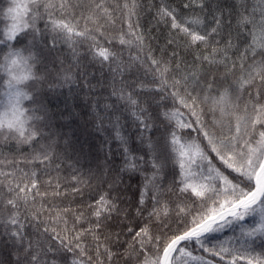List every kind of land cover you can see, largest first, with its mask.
<instances>
[{"label": "snow or ice", "instance_id": "snow-or-ice-1", "mask_svg": "<svg viewBox=\"0 0 264 264\" xmlns=\"http://www.w3.org/2000/svg\"><path fill=\"white\" fill-rule=\"evenodd\" d=\"M142 7L138 0L0 3V45L7 48L0 49V147L33 149L23 167L0 159L11 169L0 168V242L10 249L0 264H264V0H160L156 18L169 28L166 46L184 55H130L126 63L125 47H145ZM117 21L119 35H111ZM43 33L49 51L57 44L70 50L67 67L64 60L59 68L55 60L45 64L36 44ZM85 44V67L99 65L102 77L83 85L99 88L85 123L102 137L99 151H108L87 179L76 169L71 181L106 188L84 209L60 208L53 201L67 193L59 175L51 176L60 171L55 161L71 150L79 163L92 146L54 132V114L39 96L50 79L76 82ZM137 61L151 74L149 84L126 79ZM112 156L121 163L110 164ZM125 173L138 182L134 201L121 209L117 202L125 203L122 193L132 187H118ZM226 228L232 235H212Z\"/></svg>", "mask_w": 264, "mask_h": 264}, {"label": "trees", "instance_id": "trees-1", "mask_svg": "<svg viewBox=\"0 0 264 264\" xmlns=\"http://www.w3.org/2000/svg\"><path fill=\"white\" fill-rule=\"evenodd\" d=\"M139 3L143 5L140 10V19L138 21L140 25V30L142 31L145 37V47L143 51H140L138 48L133 47L128 49L125 47L123 49V57L126 63H131L129 61V56L140 55L142 58L152 55L153 58L167 60L169 58L168 53H171L173 50L179 52L182 56L184 55V50L182 48L177 49L175 45L172 47H167V40L169 39V28L165 27L163 23H157L156 18V8L160 6V0H138ZM0 3H3V0H0ZM150 5H154V7H150ZM4 7L7 5L4 4ZM40 27L43 28V23L40 24ZM126 31V27L124 28ZM120 32V22L117 21V26L115 30L109 29V33L111 35H119ZM47 33H43L42 36H38L36 40V44L39 48L43 49L45 56V64L50 68L51 61H56V67H60V60H64V66L67 67L69 62L72 61L71 52L67 48L66 45L57 44L52 51H49L51 48L50 44H47L44 37H47ZM23 43H28L31 41V37H21ZM15 43V41H13ZM20 45H17L19 47ZM117 50H120V46L117 43ZM0 49L7 51V48L3 45H0ZM78 51L83 57L81 67L79 72L76 69H73V72L76 76V82L74 83H59L55 79H50L45 82L42 90L40 91L39 99L40 101L47 107L51 114H54L53 119V131H59L68 134V138L73 140L74 142L79 141L80 143H87L92 146L91 153L87 156V158L80 157L79 163L76 162V154L72 153L69 150L68 156L62 160L55 161L56 164H60L59 173L52 171L51 176L55 178L57 175L61 178L62 187L60 188L61 193H67L64 196L57 198L53 203L58 205L60 208H72V209H84L88 204L94 202V199L98 198L100 194L105 191V188H96V181H92V187L89 188L85 185H77L71 181V176L76 174L75 170H79V174L82 175L84 179L88 178V171L92 169L93 171L96 168L97 163H103L105 160V155L107 154V148L104 151H99L100 141L102 139L92 128L91 124H86L85 122L89 119L90 109L87 105L91 103V100L95 98L96 94L99 93V88H97L94 92H90L88 88H84L83 85L86 82H90L91 84H97L98 80H101V71L99 65H94L91 67H85L88 64V56H87V45L85 44L83 47L79 48ZM67 57V59H65ZM150 61H145V64H149ZM43 71V68L41 69ZM104 71H107L105 69ZM84 73L87 77V81L84 77L80 76V73ZM53 76H55V72H53ZM126 79L131 82L135 81L139 83L143 81L145 84H149L152 76L151 74H145L144 66H141L140 62L132 64V67L129 71L125 73ZM51 85V87H50ZM39 89V85H37ZM83 89V90H81ZM110 91V89H109ZM100 95L107 96L108 93H100ZM158 99V97H157ZM131 122L129 121V124ZM134 131V129H132ZM65 137H61V143H63ZM43 143V141H41ZM136 143L134 142L130 144V147H136ZM21 150L17 151V146L13 143L10 145H5L0 147V153L3 155L0 156V159L7 157L8 160H12L15 158L20 162L21 167L24 166L23 161L25 157H30V153L33 151L32 147L27 145L19 146ZM111 149L113 152L118 151L116 144L111 145ZM87 150V149H86ZM121 156H112L110 158V164L119 165L121 163ZM53 165L52 167H54ZM34 167V166H33ZM0 168H3L4 171H10V168H6L3 165H0ZM29 169H25L28 171ZM124 178V183L120 184L118 187L120 189H124L126 185L131 184L132 187L128 188L126 193H122L123 199L125 203L120 204L119 207L121 209L129 208V204L127 201L135 199L134 192L135 186L137 184V179H133L131 181L128 180V175L122 174ZM42 180H47L48 175L42 174ZM53 183H55V179H53ZM73 187H80L81 193L74 194L72 193ZM52 191V189H48ZM116 192L112 193V196H115ZM88 213H86L87 215ZM134 215V209H133ZM123 213L114 214V217H118L116 219V223H120L119 217H122ZM69 227L72 224V216L69 214ZM252 217H246L245 222L250 223ZM131 222V217L129 220L124 221V223L129 224ZM45 225L41 224L40 228L43 229ZM49 227H55L57 231L63 228V224H53L49 223ZM85 227L88 225L85 224ZM119 228H113L112 231H119ZM2 231V229H0ZM29 232L34 231L33 228L28 229ZM63 234V233H61ZM213 236L218 237L219 239H224L225 235H232V231L228 228L224 229V231L220 233H213ZM4 241L7 240V237L2 238ZM124 239V237H121ZM127 239H131V237H127ZM259 243V241H257ZM9 248L4 246V243L0 242V259L7 260ZM199 254V253H198Z\"/></svg>", "mask_w": 264, "mask_h": 264}]
</instances>
